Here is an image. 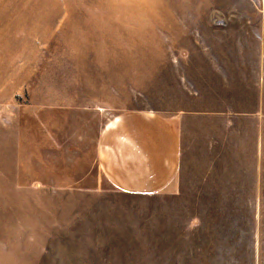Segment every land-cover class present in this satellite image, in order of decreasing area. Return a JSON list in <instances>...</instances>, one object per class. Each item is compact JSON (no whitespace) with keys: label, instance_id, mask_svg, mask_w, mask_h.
Returning <instances> with one entry per match:
<instances>
[{"label":"rangeland","instance_id":"374dc122","mask_svg":"<svg viewBox=\"0 0 264 264\" xmlns=\"http://www.w3.org/2000/svg\"><path fill=\"white\" fill-rule=\"evenodd\" d=\"M13 13L25 32L0 27V264H264V0H0ZM92 98L214 114L196 116L179 191L96 182L88 149L45 129Z\"/></svg>","mask_w":264,"mask_h":264},{"label":"crops","instance_id":"0c3cea01","mask_svg":"<svg viewBox=\"0 0 264 264\" xmlns=\"http://www.w3.org/2000/svg\"><path fill=\"white\" fill-rule=\"evenodd\" d=\"M18 9L20 12L25 8ZM16 14L0 18V27L13 26L12 40L18 39L19 32H25L16 28L22 24L20 20L25 21L24 15L21 19L13 18ZM10 77L9 83L15 84L11 88L24 89V79ZM201 114L214 118L212 113L181 109H123L108 105L102 98H92L85 99L82 105L50 114L49 127L45 129L50 130L51 136L66 133L68 146L72 143L81 151L88 149L89 174L96 182L102 179L116 191L148 195L180 190L187 154L196 140V132L204 128L196 123V116ZM43 119L47 121V116L40 120ZM52 143H57L55 137H51ZM74 161L84 159L81 155L74 157ZM82 170L85 171L83 164Z\"/></svg>","mask_w":264,"mask_h":264}]
</instances>
